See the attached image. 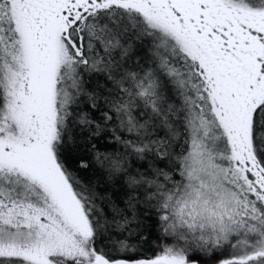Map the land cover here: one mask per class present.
I'll use <instances>...</instances> for the list:
<instances>
[{
    "label": "snow or ice",
    "instance_id": "1",
    "mask_svg": "<svg viewBox=\"0 0 264 264\" xmlns=\"http://www.w3.org/2000/svg\"><path fill=\"white\" fill-rule=\"evenodd\" d=\"M0 264H264V0H0Z\"/></svg>",
    "mask_w": 264,
    "mask_h": 264
}]
</instances>
